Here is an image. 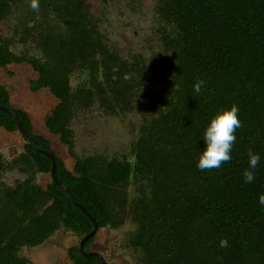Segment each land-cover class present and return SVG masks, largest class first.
<instances>
[{
    "label": "trees",
    "instance_id": "trees-1",
    "mask_svg": "<svg viewBox=\"0 0 264 264\" xmlns=\"http://www.w3.org/2000/svg\"><path fill=\"white\" fill-rule=\"evenodd\" d=\"M39 5L34 11L29 0H0V21L21 11L11 36L0 34V67L30 65L36 74L29 90L46 89L56 99L44 124L74 164L67 168L55 154V174L95 219L97 231L131 218L136 229L128 246L139 252L141 264H264V207L258 203L264 194V0H155L167 69L160 86L149 90L157 101L148 100L131 160L77 156L70 122L95 101L107 112L133 109L144 89L140 57L120 58L84 0ZM17 42L40 54L15 51ZM74 72H85L87 84L73 88ZM198 80L205 82L200 93L194 91ZM0 104L12 106L2 83ZM232 104L241 121L232 159L201 171L196 159L207 118ZM13 110L36 143L51 151L49 140L34 133L28 113ZM0 127L17 131L1 109ZM22 137V151L9 161L0 153V174L14 168L27 174L12 186L0 180V264H29L21 248L41 244L60 227L79 238L92 229L60 185L36 181L37 173L49 172L51 160ZM249 149L261 161L253 182L245 183ZM129 185L135 186L132 197ZM67 255L73 264H101L95 255H82L77 244Z\"/></svg>",
    "mask_w": 264,
    "mask_h": 264
},
{
    "label": "rangeland",
    "instance_id": "rangeland-1",
    "mask_svg": "<svg viewBox=\"0 0 264 264\" xmlns=\"http://www.w3.org/2000/svg\"><path fill=\"white\" fill-rule=\"evenodd\" d=\"M84 3L96 19L97 28L105 41L120 58L132 61L140 57L144 89L133 109L107 112L95 101L87 108L77 110L70 122L74 134L73 151L77 156L99 155L106 159L131 160V148L140 135L145 112L149 110L148 100L153 98L155 103L157 101L155 93L149 94V90L158 88L166 75L167 54L159 37L163 22L157 13L155 0H84ZM18 11L14 9L8 18L0 21V34L11 36L16 17L20 14ZM13 49L29 55L40 54L29 44L17 42ZM35 74L26 63L10 64L6 68L0 67V83L9 91L11 105L29 114L33 131L49 140L55 154L71 169L74 158L68 153L67 146L44 124V117L53 108L56 99L46 89L29 90V82ZM85 77V72H74L70 78L72 87L87 84ZM23 145L24 139L18 131L10 133L0 128V152L4 161L19 153ZM23 175L16 169L6 170L0 174V180L12 186ZM35 179L42 186L50 181L48 173H37ZM134 188L129 185L127 189L130 197L136 193ZM135 229L136 224L129 217L116 228H100L90 249L102 253L109 264H141L139 252L128 246ZM78 240L74 233L60 227L41 244L22 247L20 253L28 257L29 264H73L67 255V248L77 244Z\"/></svg>",
    "mask_w": 264,
    "mask_h": 264
},
{
    "label": "clouds",
    "instance_id": "clouds-1",
    "mask_svg": "<svg viewBox=\"0 0 264 264\" xmlns=\"http://www.w3.org/2000/svg\"><path fill=\"white\" fill-rule=\"evenodd\" d=\"M29 6L32 10L38 11L40 7L39 0H29ZM204 83L203 80H198L194 84V91L200 93ZM238 112V106L232 104L218 108L207 118L201 136L203 147L199 148L196 159V167L199 170L218 169L222 163L232 159L231 151L236 141L234 133L236 129L241 127ZM260 161V154L249 149L247 152V167L241 173L245 183L253 182L255 179L254 170ZM258 203L264 207V194L258 196Z\"/></svg>",
    "mask_w": 264,
    "mask_h": 264
},
{
    "label": "water",
    "instance_id": "water-1",
    "mask_svg": "<svg viewBox=\"0 0 264 264\" xmlns=\"http://www.w3.org/2000/svg\"><path fill=\"white\" fill-rule=\"evenodd\" d=\"M0 109L7 112L8 114H10L16 125H17V131L23 135L33 146L35 149H37L39 152L44 153L45 155H47L50 160H51V166H50V170L48 172L49 178L51 181L57 183L58 185H60L64 191L66 192V194L68 195V197L70 198V200L75 204V206H77L79 209H81L82 211H84L86 213V215L89 217V219L91 220L92 223V229L87 232L86 234H84L81 238H79L78 242H77V247L78 250L80 251V253L84 256H91V255H95L100 259L101 264H109L107 262V260L105 259L104 255L98 251L95 250H85L84 249V243L85 241L93 236L96 232H97V224L95 219L91 216V214L85 209L84 206H82L81 204H79L77 201H75V199L72 197L71 193L69 192V190L64 186V184H62L56 177L55 174V152L53 150L49 151L46 150L44 148H41L36 141L34 140L33 136L31 133H29L20 123L18 116L16 115V113L13 110V106H5V105H1L0 104Z\"/></svg>",
    "mask_w": 264,
    "mask_h": 264
},
{
    "label": "crops",
    "instance_id": "crops-1",
    "mask_svg": "<svg viewBox=\"0 0 264 264\" xmlns=\"http://www.w3.org/2000/svg\"><path fill=\"white\" fill-rule=\"evenodd\" d=\"M11 102V101H10ZM15 108V107H14ZM24 110V109H23ZM29 115V114H28ZM30 117V116H29ZM31 120V119H30ZM31 124H32V122H31ZM2 130H4L2 127H0ZM32 129H33V126H32ZM5 132H8V131H6V130H4ZM11 133V132H10ZM41 135V134H40ZM22 151V150H21ZM20 151V152H21ZM1 153V152H0ZM18 154V153H17ZM16 155V154H15ZM15 155H13V156H15ZM14 169H16V168H14ZM13 169V170H14ZM17 170V169H16ZM17 171H19V170H17ZM22 174H24L23 175V177H22V179H24L26 176H27V174L26 173H23V172H21ZM22 179H20V180H22ZM19 181V180H18Z\"/></svg>",
    "mask_w": 264,
    "mask_h": 264
},
{
    "label": "flooded vegetation",
    "instance_id": "flooded-vegetation-1",
    "mask_svg": "<svg viewBox=\"0 0 264 264\" xmlns=\"http://www.w3.org/2000/svg\"><path fill=\"white\" fill-rule=\"evenodd\" d=\"M35 133V132H34ZM106 259V258H105ZM107 260V259H106ZM108 262V261H107Z\"/></svg>",
    "mask_w": 264,
    "mask_h": 264
}]
</instances>
